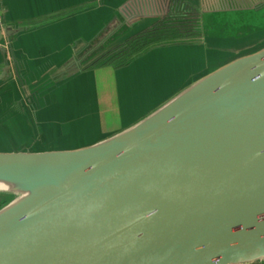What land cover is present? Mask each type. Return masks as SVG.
<instances>
[{"label":"water","instance_id":"95a60500","mask_svg":"<svg viewBox=\"0 0 264 264\" xmlns=\"http://www.w3.org/2000/svg\"><path fill=\"white\" fill-rule=\"evenodd\" d=\"M1 182L29 191L0 190V264H264V48L95 146L0 153Z\"/></svg>","mask_w":264,"mask_h":264},{"label":"crops","instance_id":"0c3cea01","mask_svg":"<svg viewBox=\"0 0 264 264\" xmlns=\"http://www.w3.org/2000/svg\"><path fill=\"white\" fill-rule=\"evenodd\" d=\"M229 1L232 10L222 0H0V31L10 34L0 42V153L95 146L263 49L264 30L246 20L264 18V0ZM174 3L197 17L192 39L154 48L120 69L78 67L112 28L120 27L121 37L127 22H158Z\"/></svg>","mask_w":264,"mask_h":264},{"label":"trees","instance_id":"16d2710c","mask_svg":"<svg viewBox=\"0 0 264 264\" xmlns=\"http://www.w3.org/2000/svg\"><path fill=\"white\" fill-rule=\"evenodd\" d=\"M198 31L199 22L192 11L174 3L168 14L150 28L106 52L85 69L124 68L154 48L183 44L196 36ZM7 203L0 196V209Z\"/></svg>","mask_w":264,"mask_h":264},{"label":"rangeland","instance_id":"374dc122","mask_svg":"<svg viewBox=\"0 0 264 264\" xmlns=\"http://www.w3.org/2000/svg\"><path fill=\"white\" fill-rule=\"evenodd\" d=\"M235 14H237V13H235ZM218 16H219V14H217ZM240 15V14H239ZM164 17V16H163ZM162 17V18H163ZM260 18H258V19H252V18H250V17H248V19L246 20V23H247V25H252L253 27H255V30L256 29H258L259 27H261V30H264V18H262V16H259ZM161 18V19H162ZM235 21H239V22H241L242 21V19L241 18H238V19H234ZM209 21H211V19H209ZM206 25L208 26V27H211L208 23H206ZM120 29V27H116V28H112L111 29V32L108 34V35H106V38H102L101 39V41H96L95 43H94V45H93V47L91 48V55H93V54H95V53H97V52H99L100 51V49L101 48H103L105 45H107V44H109V43H112L111 41H114L115 39H117V38H114V39H112L111 37H113V35H115V33H117L118 32V30ZM206 31L207 32H212V31H214L213 29H206ZM113 34V35H112ZM112 35V36H111ZM107 37H109V38H107ZM127 41V40H126ZM124 43V42H123ZM122 43H120V44H118V45H116V46H114L112 49H114V48H116V47H118L119 45H121ZM112 49H110V50H112ZM109 50V51H110ZM108 52V51H107ZM91 55H88L87 56V58L86 59H84V60H82V61H78L77 62V64H78V67L79 68H81V69H84V68H86V67H88V66H86V64H87V62H89V58L91 57ZM181 84H182V82H181ZM118 123V122H117ZM114 126L113 125H111L108 129H112ZM0 196H1V198L3 199V200H7L8 201V203H11L12 201H14L16 198H17V196H15V195H10V194H0Z\"/></svg>","mask_w":264,"mask_h":264},{"label":"bare ground","instance_id":"6f19581e","mask_svg":"<svg viewBox=\"0 0 264 264\" xmlns=\"http://www.w3.org/2000/svg\"><path fill=\"white\" fill-rule=\"evenodd\" d=\"M0 190L11 191L17 196H25L29 191V185L20 183H0Z\"/></svg>","mask_w":264,"mask_h":264},{"label":"flooded vegetation","instance_id":"af4514ba","mask_svg":"<svg viewBox=\"0 0 264 264\" xmlns=\"http://www.w3.org/2000/svg\"><path fill=\"white\" fill-rule=\"evenodd\" d=\"M231 5V2L229 1V0H222V2H221V6H222V8L224 9V10H229L230 9V6ZM262 4H260V5H258V6H256L255 7V10H260V9H262V7H263V5L261 6ZM239 6H241L240 8H237V9H242V8H246L247 9V7H249L248 5H239ZM232 9H234L233 7H231V10ZM124 32L125 31H122V34H124ZM121 33H120V35H122ZM118 36H119V33L118 34H116V35H114L113 37H111L112 39H114V38H118Z\"/></svg>","mask_w":264,"mask_h":264}]
</instances>
